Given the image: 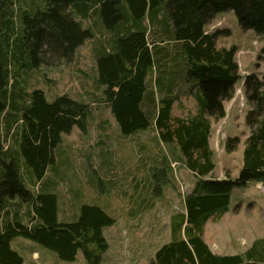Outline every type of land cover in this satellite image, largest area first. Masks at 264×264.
<instances>
[{
    "label": "trees",
    "instance_id": "trees-1",
    "mask_svg": "<svg viewBox=\"0 0 264 264\" xmlns=\"http://www.w3.org/2000/svg\"><path fill=\"white\" fill-rule=\"evenodd\" d=\"M13 3L0 0V131L11 132L17 146L0 154V201L8 203L5 211L0 206V264H23L10 245L15 237L51 249L63 261H73L81 250L88 264H98L108 248L103 228L115 218L98 205L82 203L75 217L59 219L57 195L43 180L62 135L74 125L85 130L88 104L67 94L48 100L43 89L24 90L17 79L24 68L70 60L94 38L96 83L120 133L130 136L153 126L159 140L175 144L180 164L198 177L184 196V212L171 216V238L156 249L152 264H264V237L243 254L227 255L213 253L202 237L209 216L227 211L234 187L264 184V91L260 82H251L252 75L243 82L252 108L245 116L249 134L242 166L235 178H205L215 166L208 140L211 118L225 116L223 102L232 99L240 79L236 46L217 47L223 31L205 32V27L218 13L232 10L242 29L264 34V0H19V13ZM91 14L102 37L92 24L82 23ZM158 24L161 31L152 34L162 35L159 42L149 35ZM160 41L176 44V53L170 55ZM153 71H166L155 74L161 95L156 101L148 86ZM176 72L194 89L196 111L185 118L171 115L178 100L172 94L179 83ZM163 76L170 78L162 82ZM226 141L230 152L238 138Z\"/></svg>",
    "mask_w": 264,
    "mask_h": 264
},
{
    "label": "rangeland",
    "instance_id": "rangeland-1",
    "mask_svg": "<svg viewBox=\"0 0 264 264\" xmlns=\"http://www.w3.org/2000/svg\"><path fill=\"white\" fill-rule=\"evenodd\" d=\"M13 2L19 13V0ZM95 22L94 14L82 20L85 26L92 24L96 35L102 37L104 32L98 30L100 26L96 28ZM154 28L151 27L150 38L154 35L159 42L162 35L152 34V30L160 32L162 27L158 24ZM215 30L223 31L216 38L217 47L236 46L235 61L240 79L234 85L232 99L223 102L225 116L211 118L208 140L215 166L205 178L222 179L227 175L235 178L242 166L244 143L249 134L245 116L252 108L248 93H245L244 78L252 75L251 82H260L264 91V34L242 29L232 10L218 13L205 27L206 32ZM95 39L98 40H87L79 46L70 60L36 70L25 71L24 68L17 79L19 84L25 85L24 90L43 89L48 100L67 94L88 104L85 130L74 125L62 135L61 143L54 150V164L43 179L57 195L60 219L75 217L82 203L98 205L115 218L113 225L103 228L109 248L98 264H152L156 249L171 238V216L184 212V196L192 191L198 177L180 164L175 144L159 140L153 126L130 136L120 133L103 99L102 86L96 83ZM162 42L158 46L168 45L170 55L176 53V44ZM175 68L169 69L174 72ZM164 72L156 74L153 71L148 78L155 101L161 95L153 82L154 77ZM175 74L180 84L177 82L173 87L172 94H177L178 100L173 104L171 115L185 118L196 111L194 89L182 80V73ZM170 76H163L161 81H167ZM232 137H237L238 143L228 152L225 143ZM15 142L11 132L6 134L1 130L0 154L15 151ZM18 160L22 164L19 155ZM2 171L0 163V180ZM261 185L250 181L245 186L234 187L227 211L219 218L215 214L209 216L202 237L213 253L243 254L255 240L264 237V184ZM0 206L5 211L8 203L0 201ZM16 241L10 242L11 248L22 253L28 264L25 257L30 248H18ZM37 246L42 248L45 259L48 254L55 253L42 245ZM62 264L88 263L78 250L73 261Z\"/></svg>",
    "mask_w": 264,
    "mask_h": 264
},
{
    "label": "crops",
    "instance_id": "crops-1",
    "mask_svg": "<svg viewBox=\"0 0 264 264\" xmlns=\"http://www.w3.org/2000/svg\"><path fill=\"white\" fill-rule=\"evenodd\" d=\"M227 114V113H226ZM211 136V135H210ZM210 140V138H209ZM210 143V141H209ZM262 183H256L257 186H260L262 187L261 185ZM59 217V215H58ZM60 219V217H59ZM62 220V219H61ZM263 236H264V232H263ZM262 237V236H261ZM18 238H22V237H15L13 240L17 239V241L15 242L16 243V246L18 248L20 247H25V246H28L30 249L28 250L27 254H26V257L28 259V264H48L47 261H51L53 264H62L64 261H62L60 258L57 257V255L55 253H52V254H48L47 255V259L44 258V255L42 254L43 251H42V248H39L37 245V243L35 242H32L31 243H28L26 242H22L21 239L18 240ZM30 241V240H29ZM22 245V246H21ZM109 245V244H108ZM109 248V246H108ZM22 254V253H21ZM77 255V254H76ZM23 256V254H22ZM24 260V258H23ZM48 261V262H49ZM23 264H25V261H23Z\"/></svg>",
    "mask_w": 264,
    "mask_h": 264
},
{
    "label": "built area",
    "instance_id": "built-area-1",
    "mask_svg": "<svg viewBox=\"0 0 264 264\" xmlns=\"http://www.w3.org/2000/svg\"><path fill=\"white\" fill-rule=\"evenodd\" d=\"M206 32V31H205ZM208 32V31H207Z\"/></svg>",
    "mask_w": 264,
    "mask_h": 264
}]
</instances>
